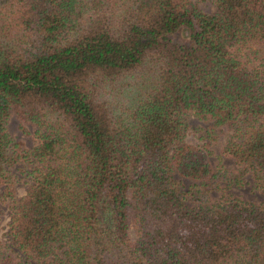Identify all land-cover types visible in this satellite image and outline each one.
I'll list each match as a JSON object with an SVG mask.
<instances>
[{
    "label": "trees",
    "instance_id": "obj_1",
    "mask_svg": "<svg viewBox=\"0 0 264 264\" xmlns=\"http://www.w3.org/2000/svg\"><path fill=\"white\" fill-rule=\"evenodd\" d=\"M210 2L0 0V264H264V204L207 203L264 189V0Z\"/></svg>",
    "mask_w": 264,
    "mask_h": 264
},
{
    "label": "rangeland",
    "instance_id": "obj_2",
    "mask_svg": "<svg viewBox=\"0 0 264 264\" xmlns=\"http://www.w3.org/2000/svg\"><path fill=\"white\" fill-rule=\"evenodd\" d=\"M197 2L198 6L204 11H210L212 9V4L210 0H194ZM189 129L186 131L185 140L193 144H200L202 140L197 137V131L193 130L197 125H203V121H198L194 117H189ZM8 132L14 138V140L19 141L23 146H30L32 143V125L29 123H24L19 120L16 116L10 115L6 123ZM224 141V130H220L216 139L210 140L207 143L209 149L208 159L212 167L217 164H222L225 167L233 168L235 164L232 159L221 152V148ZM12 171L16 174L14 183V193L16 195H21L25 192L26 182L24 177L20 173V168L18 166L13 167ZM183 185H187L189 179L175 175ZM228 195L237 196L241 199L252 201L254 203L264 204V189L256 188L253 184L251 175L244 173L241 177L239 184H232L225 186L223 181L219 182L218 188L212 189L208 192L207 203H215L221 200L223 197ZM187 203L192 204V202L187 201ZM7 220H8V207L7 201H0V245L7 241ZM130 235L133 236V230L130 228Z\"/></svg>",
    "mask_w": 264,
    "mask_h": 264
}]
</instances>
